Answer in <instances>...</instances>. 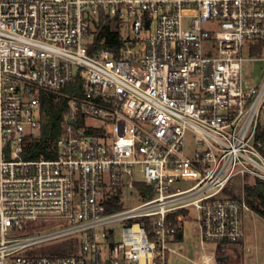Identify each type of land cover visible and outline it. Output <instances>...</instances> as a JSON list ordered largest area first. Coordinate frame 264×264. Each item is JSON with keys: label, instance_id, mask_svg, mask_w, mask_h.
Segmentation results:
<instances>
[{"label": "built area", "instance_id": "1", "mask_svg": "<svg viewBox=\"0 0 264 264\" xmlns=\"http://www.w3.org/2000/svg\"><path fill=\"white\" fill-rule=\"evenodd\" d=\"M106 27L118 53L94 47ZM249 63L264 0H0V264H170L189 222L204 264L239 245L264 184ZM50 95L68 99L62 133L31 159Z\"/></svg>", "mask_w": 264, "mask_h": 264}, {"label": "rangeland", "instance_id": "2", "mask_svg": "<svg viewBox=\"0 0 264 264\" xmlns=\"http://www.w3.org/2000/svg\"><path fill=\"white\" fill-rule=\"evenodd\" d=\"M264 75V63H249L245 69V78L243 81L246 90H252L260 85ZM196 149L195 139L192 134H188L185 142V153L190 156ZM242 185V182H241ZM248 186V185H247ZM233 193L237 196L240 194L238 186ZM239 192V193H238ZM136 199L132 200L135 201ZM137 202V201H135ZM195 215L194 211L192 213ZM63 245H57L53 248L57 250ZM179 254L171 256L170 264H193L196 261L202 262V254L204 252L212 253L214 247L209 246V249L203 251L200 245V234L197 225H192L190 222L185 227V241L181 244ZM240 247V246H239ZM229 246L224 248L222 252H217L218 257H230L235 264H240V256L243 264H264V217L260 216L255 211L247 212L244 216V246ZM51 250V249H45ZM44 253H46L44 251ZM230 261H224L215 264H229Z\"/></svg>", "mask_w": 264, "mask_h": 264}, {"label": "trees", "instance_id": "3", "mask_svg": "<svg viewBox=\"0 0 264 264\" xmlns=\"http://www.w3.org/2000/svg\"><path fill=\"white\" fill-rule=\"evenodd\" d=\"M121 45L122 41L120 34L117 31H111L110 27H106L105 31H100L94 47L95 49L104 48L118 53ZM66 92L71 95H78L80 94V86L78 83L72 85L66 89ZM42 102L44 109L43 127L40 137L35 140L29 148L27 156L31 159H37L42 156L45 158L54 157V145L62 133L61 124L68 109V99L65 97L57 101V97L54 95L44 96ZM263 190L264 184L246 188L249 206L262 217H264ZM177 240L182 242L183 235L180 234ZM224 248H226L225 245H219L217 252H222Z\"/></svg>", "mask_w": 264, "mask_h": 264}, {"label": "crops", "instance_id": "4", "mask_svg": "<svg viewBox=\"0 0 264 264\" xmlns=\"http://www.w3.org/2000/svg\"><path fill=\"white\" fill-rule=\"evenodd\" d=\"M184 241H185V232H184V234H183V241L180 242V243L183 244ZM236 246H238V247H239V246H240V247H243V246H244V240H243L239 245H236ZM240 247H239V248H240ZM239 258H240V264H243L242 257L240 256ZM232 260H233V259L230 258V259L227 260V261L233 262ZM230 262H229V263H230ZM193 264H204V263H203V260H202V262H201V261H196V262H194Z\"/></svg>", "mask_w": 264, "mask_h": 264}, {"label": "water", "instance_id": "5", "mask_svg": "<svg viewBox=\"0 0 264 264\" xmlns=\"http://www.w3.org/2000/svg\"><path fill=\"white\" fill-rule=\"evenodd\" d=\"M230 259V257H218L217 259H216V261L218 262V263H222V262H224V261H226V260H229Z\"/></svg>", "mask_w": 264, "mask_h": 264}, {"label": "flooded vegetation", "instance_id": "6", "mask_svg": "<svg viewBox=\"0 0 264 264\" xmlns=\"http://www.w3.org/2000/svg\"><path fill=\"white\" fill-rule=\"evenodd\" d=\"M229 264H235L234 262H230Z\"/></svg>", "mask_w": 264, "mask_h": 264}]
</instances>
